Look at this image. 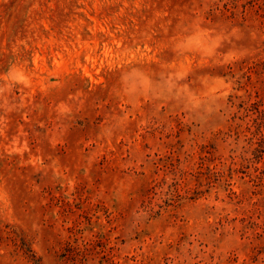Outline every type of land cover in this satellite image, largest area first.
Masks as SVG:
<instances>
[{"label":"rangeland","instance_id":"1","mask_svg":"<svg viewBox=\"0 0 264 264\" xmlns=\"http://www.w3.org/2000/svg\"><path fill=\"white\" fill-rule=\"evenodd\" d=\"M0 264H264V0H0Z\"/></svg>","mask_w":264,"mask_h":264}]
</instances>
